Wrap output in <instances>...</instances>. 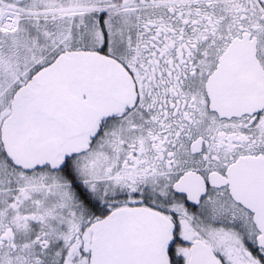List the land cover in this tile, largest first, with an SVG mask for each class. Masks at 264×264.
I'll return each mask as SVG.
<instances>
[{"label": "snow or ice", "instance_id": "1", "mask_svg": "<svg viewBox=\"0 0 264 264\" xmlns=\"http://www.w3.org/2000/svg\"><path fill=\"white\" fill-rule=\"evenodd\" d=\"M0 264H264V0H0Z\"/></svg>", "mask_w": 264, "mask_h": 264}]
</instances>
